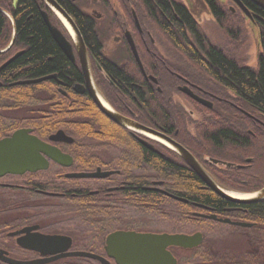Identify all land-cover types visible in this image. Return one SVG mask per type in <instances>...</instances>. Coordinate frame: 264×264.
Segmentation results:
<instances>
[{
	"label": "flooded vegetation",
	"instance_id": "af4514ba",
	"mask_svg": "<svg viewBox=\"0 0 264 264\" xmlns=\"http://www.w3.org/2000/svg\"><path fill=\"white\" fill-rule=\"evenodd\" d=\"M55 1L81 14L90 27L87 35L72 17L82 34L96 88L108 105L182 145L219 188L246 195L237 197L249 202L220 196L166 139L119 124L122 132L100 131L99 124L110 122L116 128L117 123L88 92L75 43L46 4L51 15L43 11L70 41L75 59L60 49L79 67L81 78L67 84L58 73H50L18 80L52 76L39 82H14L30 85L52 79L56 84L34 87L36 100L30 106L0 109V131L16 126L12 132H0V140L19 129H31V135L69 160L64 164L43 154L45 168L0 176V254L35 264H134L127 255L140 248L133 235L181 234L195 236L194 245H168L163 257L162 245L146 246L159 252L156 264H264V197L252 198L264 189V181L230 176L233 171L251 172L256 159L229 160L224 155H235L240 149L219 148L227 145L222 133L229 132L242 144L250 141L264 149V117L248 110L245 98L209 68L210 51L216 49L240 68L260 71L263 43L255 62L249 60L246 13L238 1L212 0V5L210 0H199L202 5L196 8L194 0H168L177 20L183 11L191 19L183 25L186 42L170 31L167 23L173 30L176 26L155 0H150L154 9L149 0ZM239 1L247 6L246 0ZM196 9L208 12L221 38L210 35ZM54 17L61 23L54 22ZM226 46L236 53H229ZM21 53L14 52L4 63ZM44 90L50 93L48 100L38 101V92ZM231 109L248 116L250 122L231 116ZM56 113L63 120L83 123L84 131L74 132L76 126L69 124L39 133L29 124V119L57 118ZM89 124L96 131H87ZM59 130L68 139H53ZM77 173L99 175L70 176ZM0 264L14 263L0 258Z\"/></svg>",
	"mask_w": 264,
	"mask_h": 264
},
{
	"label": "trees",
	"instance_id": "16d2710c",
	"mask_svg": "<svg viewBox=\"0 0 264 264\" xmlns=\"http://www.w3.org/2000/svg\"><path fill=\"white\" fill-rule=\"evenodd\" d=\"M155 2L162 7L165 14L169 16L176 26V29L173 30L171 24L167 23L170 31H175L177 33L176 35L186 42L183 25L184 22H191L189 16L183 11L180 20H177L171 14L168 0H155ZM210 3L213 5L212 0H210ZM149 4L154 9L153 3L150 0ZM246 5L253 12L258 24L257 26L260 27V37L264 47V9L258 7L250 0H246ZM64 7L74 19L77 18L76 21L80 30L89 35L91 29L87 23L83 22L84 18L82 15L78 12H71L68 7ZM3 10L10 16L4 13ZM43 10H47L51 15V12L43 0H0V46H8L11 41H13L10 50L0 52V66L11 56V54L13 55L14 52L22 51L17 58L0 70V81L2 82V85L0 86V109L6 110L10 107L30 106L29 104L36 100L35 96L37 93L35 90L38 89H35L34 87L39 86V89H41L44 85L56 84V81L51 79L40 84L13 85V83L18 80L36 78L50 73H58L59 78L67 84H73L81 78L79 67H77L76 63L71 61L65 55L54 40L44 20L42 14ZM74 16H76V18ZM53 21L61 23L57 17H54ZM14 29L15 36L13 37ZM261 57L260 71L259 73H254L248 68H240L234 61L229 60L220 51L213 49L210 51L211 64L209 68L215 75H221V78H223L227 84L236 89V95H241L245 98L247 104L246 108L248 110L264 117V50ZM38 95V101H46L48 100L47 96L50 95V93L48 94V91L44 90L38 92ZM55 95L58 97L57 93ZM61 113L64 114V110H62ZM61 113H56L54 115L57 118L29 119L31 120L29 121V124L39 133H50L59 128L67 127L69 124L76 126V129L73 130L74 132L84 131L83 123L77 122L76 120H63ZM230 115L245 117L247 124L250 122L249 119L246 118L248 116L242 115L234 109L230 110ZM215 116H218L217 113H215ZM11 120L12 119H8L6 121L9 122ZM1 126L3 125H0V127ZM115 126L116 128H114L110 122L106 124L102 123V125L99 124V129L100 131L122 132V129L118 124H115ZM15 127L16 126H9L2 129L0 132H12ZM85 129L89 132L96 131L92 127L90 128V124ZM222 135L221 138H225V143L227 142V145L219 148L224 149L225 147H230L231 149H240V151L233 152L235 155H224V157L229 160H242L246 156H254L256 159L254 169H252V171L249 170L251 172H247L248 170L243 173L233 171V174L230 176L234 178L240 175L241 178L247 180L254 179L256 181H264V149H257L254 146L255 144L250 141L242 144L239 138L237 141L235 136L229 132H224ZM218 138L219 136L216 137V139ZM193 176L195 180L201 182L196 175ZM201 196L206 198L211 197L208 194ZM215 198L219 200L217 197ZM220 202L224 203V201Z\"/></svg>",
	"mask_w": 264,
	"mask_h": 264
},
{
	"label": "water",
	"instance_id": "95a60500",
	"mask_svg": "<svg viewBox=\"0 0 264 264\" xmlns=\"http://www.w3.org/2000/svg\"><path fill=\"white\" fill-rule=\"evenodd\" d=\"M48 6H50L58 18L62 21L64 26L69 31L79 56V60L81 63L82 72L85 77L87 90L90 93L93 100L97 103L98 107L114 122L117 124L126 127L127 129L134 131L145 133L154 137L158 140H167L169 146L174 149L177 153H179L196 171L199 177L208 184L212 189H214L220 196L233 201V202H249L246 199L239 198L234 196L221 188L217 185L215 180L210 176V174L206 171V169L200 164V162L182 145L173 141L161 131H158L154 128L148 127L146 125L140 124L137 121H134L128 117H125L114 109H112L108 103L104 100V98L98 92L95 82L92 77L89 61H88V54L86 50V46L82 37V34L75 23L72 16L63 9L55 0H43ZM239 5L245 11L246 16L252 21V24L256 25L254 22V18L251 14L250 9L243 5L239 0ZM252 3L257 5L258 7L264 9V0H250ZM4 11V10H3ZM8 16H10L6 11H4ZM43 16L46 21V24L57 42L60 48L72 59H75L73 53V47L70 41L66 38L61 30H59L56 26H54L49 18V15L46 11H43ZM67 25V26H66ZM15 36V29L13 37ZM14 40V38H13ZM10 47V46H9ZM8 49V48H7ZM5 50H0V52H5ZM137 53V52H136ZM17 55L12 57L6 63H4L0 69L4 68L8 65L11 61H13ZM139 60V57H138ZM52 76H47L44 78L36 79V80H27V81H18V83H32V82H39L44 79L50 78ZM53 77H56L53 75ZM80 89H83L82 85H79ZM198 98V97H197ZM202 100V99H201ZM205 102V101H203ZM31 129H19L14 132L12 137L0 140V176L8 173H24L25 171H35L38 169L45 168L47 166V161L43 154L53 158L54 160L67 164L69 157L60 153L58 149L52 147L51 145L41 141L36 136L30 134ZM53 139H68L65 135L63 130H59L56 135L52 137ZM90 175H99L98 173L95 174H70V176H90ZM260 199L264 197V189L257 194L253 195V199ZM252 199V200H253ZM123 234V233H120ZM131 234V233H130ZM117 235H111L109 240L116 237ZM134 241L140 245V248L127 253V255L132 257V262L134 264H156L154 261V257L159 254L156 250H149L146 246H150V248H157L153 246H160L162 245V257L164 256V249L168 245H181V246H192L194 245L195 236H187V235H170V234H162V235H155V234H136L133 235ZM144 246L145 248H142ZM4 254H0V258L5 259L14 264H35L36 261H19L9 257L3 256ZM81 255H91L86 253H81ZM114 255V254H112ZM168 257V253H166ZM94 256V255H91ZM95 257V256H94Z\"/></svg>",
	"mask_w": 264,
	"mask_h": 264
},
{
	"label": "rangeland",
	"instance_id": "374dc122",
	"mask_svg": "<svg viewBox=\"0 0 264 264\" xmlns=\"http://www.w3.org/2000/svg\"><path fill=\"white\" fill-rule=\"evenodd\" d=\"M194 3H195L196 8L201 7V5H202L201 1H199V0H194ZM195 11L197 14V18L201 21H204V24L205 23L207 24V27H208L207 29H209L208 31H209L210 35H212L213 37L221 38L222 34L219 32V30L217 29L215 24L212 23L210 15L208 14V12L206 10H202V11L198 10L197 11V9ZM245 19H246V21H245L246 23L244 22V24H245L244 33H245V40H246V44H247V53L249 54V60L255 62V60H254L255 59V53L259 52V50H260V43H261L260 30H259L257 25L252 24V21L247 16ZM5 47L0 46V50H4ZM226 47H227V50L229 53H236V52H233L232 47L231 48L228 46H226Z\"/></svg>",
	"mask_w": 264,
	"mask_h": 264
},
{
	"label": "bare ground",
	"instance_id": "6f19581e",
	"mask_svg": "<svg viewBox=\"0 0 264 264\" xmlns=\"http://www.w3.org/2000/svg\"><path fill=\"white\" fill-rule=\"evenodd\" d=\"M67 26V25H66ZM234 196H239V197H246V195H243V194H239V193H235L233 192L232 193Z\"/></svg>",
	"mask_w": 264,
	"mask_h": 264
}]
</instances>
